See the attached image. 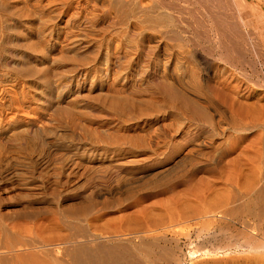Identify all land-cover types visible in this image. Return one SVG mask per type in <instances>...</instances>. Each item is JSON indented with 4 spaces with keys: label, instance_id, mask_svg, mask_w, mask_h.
I'll return each instance as SVG.
<instances>
[{
    "label": "bare ground",
    "instance_id": "1",
    "mask_svg": "<svg viewBox=\"0 0 264 264\" xmlns=\"http://www.w3.org/2000/svg\"><path fill=\"white\" fill-rule=\"evenodd\" d=\"M26 1H30V4ZM26 1L25 0H0V51L3 52L4 54L7 53L9 55V57H8L9 61H10V59L13 60V62L12 61L11 62L13 63V65L16 66V68H18L20 70L19 72L24 73L23 75H26V77L29 78L28 81L26 80L27 85H31V86H29V88L32 87L33 90H35L40 85L41 89L43 91L41 90L42 91L41 94H39V93L34 94V95H36V97L32 98L33 101L31 102V105L33 103V105H35L36 107L35 108L33 107L34 109L31 108L32 110L29 112H28L29 109L26 111V113L24 112V114H26L27 118H28V116L35 117L36 115H38V119L35 120V122H33L32 119L27 121V123L25 121L24 125L21 127L23 130L21 129L22 131L20 130V132H17L19 130H17L16 132L13 131L14 133H10L13 135H11V136L9 135V137H4L5 134L4 135L2 134L1 135L2 136L1 141H2V144H3V141H5V142H7L6 144H9V145L12 144L15 148H23L25 146L27 147V145L30 146L32 144V146H33L36 144L37 146L40 145V147L43 146V149H45L46 146L47 147L49 146V144H48V143H50L49 141H53L54 146H55V143L58 145L57 148L56 147H55V149L53 148L54 149L53 151H57L58 155L64 154L68 158L70 157L72 159L74 158L73 156H76L78 158V160H80V159L83 160L81 162L80 161L76 162L77 160L75 159L71 162L73 167L74 166H77V167L72 168L71 171L66 175V180L63 184V186L65 188L70 189V186L76 182L77 175L79 174L80 170H82L81 171V173H82L81 177L83 176V180L85 183L84 175L87 173H90L89 178H88V181H90L93 179V177H92L93 173H97L98 171H100V170H97L98 168L103 169L105 166L108 165L105 169L109 170L111 168L112 169L116 168V169H118V172H119L123 168H125V164H126V166L128 164H130V165L134 164V163H136L135 160L138 158H143L142 160L145 161L146 158H144V157H146L147 154L153 152L154 147H156L158 149L159 145L160 144L164 145L165 142L168 144L171 142L174 143V141H175L174 139L176 138V136H175V133H173L174 135L171 134V131H173L172 124H168V122H166L167 121V119H166L167 112L166 111H168V112L171 111V113H173L175 115V118L177 117L178 120L179 119L183 120L182 121L183 123L181 122L180 124H184L188 129L195 128L199 131L198 133H201L202 135H204V136H202L201 139L198 137L199 140H197V141L193 140L194 138L192 139L193 142H195L193 144H195V146L198 147L199 149L201 148L200 152L203 148H208V147L214 146L215 141H216V140H214L215 138H217L218 141L219 140L226 141V143H223L224 141L222 142L223 146H224V144H227V146L231 145L230 144L231 141L233 143V140H235V139L232 138L233 136L231 133H229L230 135L228 134L230 137L228 136L229 138L226 139V131H225V128L223 126V125H226V127L228 126V128L233 129L236 134L238 133L240 135L238 141H239V143H241V145L244 146L247 143H252V145L247 146L248 145L247 144L246 146H244L242 148L244 156L247 159V160L246 159L243 160V161L246 160L244 162V164L246 162L250 163V160L253 161L254 159H257L258 156H259V158H260V156L261 157L263 156V154L260 155L261 153L258 154L260 152V150H258V147L256 145L254 146V147H257V150H258V151H256V148L254 149L256 152H258L256 154H254L256 156L252 155V153H251L252 151L249 150V148L251 149V147L253 146V142L254 143L257 142L256 139L254 140V138L251 137L250 134L257 127H260V122H261L260 118L262 116L264 117V106L263 107L261 106L263 111H262V113L260 112L261 113L260 114L259 112L256 111L257 109L254 110L253 106L249 105V102L247 104V102L243 101L244 96L248 93L245 91V88L243 89L242 87L237 85L235 82H232L231 81L232 79L229 80L227 78L228 75L225 77V75H224L225 71L219 70L217 68L214 69L213 71L211 70L212 66H210L211 64L208 61V59L206 58V56L204 57L203 55H201L196 50L197 49L196 43H194L195 41L193 42V40H192L193 39L192 37L194 35L190 36L192 34L191 32L193 31V29L195 30L194 24H191L190 23L191 21L188 22V20L186 19L188 15H186V18L183 17L182 11L180 9H179L180 10L179 11L177 6H174L172 3L168 2L167 0H26ZM189 1H191V0H189ZM189 1H188V3H189ZM207 1H206V3H208L210 0L208 2ZM224 1L226 3H228V5L231 7L232 12L234 13V18H233L234 21H232V23L231 22L228 23L229 20L227 22H225L227 17H225V18H223V17H224V15L227 16L226 15L227 13H224V12L218 11V13L216 12L217 15L214 14L215 16H212V14L210 13L211 12V7H210L209 13L211 14L210 19L213 17L211 20L212 22L207 23L209 21V18H208L209 16L206 17L207 15H205V17L208 18V21L205 22V26L200 25V27L202 26L204 28L209 27V30L212 31L213 34L215 36H217V38L219 37L218 39L220 41H222V39H220L221 37H224L226 34H227V37H229L228 35L232 32V30H237L238 27L244 26L246 23V20H245L246 17L244 16L246 14L244 13L245 10L243 9L241 0H216L215 2L218 4H222V2H224ZM200 2L202 3V0ZM215 2H214V4H216ZM190 3H192V2H190ZM210 3L213 4L212 2H210ZM226 3H224V4H226ZM197 4H198V2H197ZM224 4H223V6H225ZM192 5H195V3ZM20 6H21V9L19 10ZM199 6H202V5H199ZM203 6L205 7V5H203ZM215 6L216 5H214L213 7H215ZM207 7L208 6H206L205 8H207ZM205 8H204V10H205ZM215 8H217V7H215ZM224 10L226 11L225 8H224ZM220 11H222V10H220ZM185 12L183 11V14H185ZM223 13H224V15H223ZM186 14H187V12H186ZM206 14H207V11H206ZM183 18L185 20H183ZM213 21H214V23H213ZM240 33H238V34L240 35V37H242V35ZM232 35H234V34L231 33V36ZM237 35H236V37H237ZM196 38L197 37H194V39H196ZM234 38H235V36H234ZM235 39H237V38H235ZM228 40H230V39L228 38ZM234 40L231 39L230 42L234 44L236 42L241 41L239 39V41L235 40L236 42H234ZM220 41H218V42H220ZM227 42L225 40V42H223V44L227 43ZM216 43H217V41H216ZM198 44H199V42H198ZM220 44H221V42H220ZM223 44H221L222 45L221 47H223L225 45V44L224 45ZM200 45L201 44H199V47H200ZM218 45H219V43H218ZM227 45H228V43H227ZM216 46L217 45H215V48H216ZM59 48L61 51L62 50H66V51L62 53V57L61 58L59 57V60H57L58 57H57V59L56 58L55 59L57 60L58 64L59 63L61 65L66 64V65H69L70 68L68 67L69 69L68 70L66 69L67 70V71H65L66 73L64 72V68H63V70H62L63 75L60 73L61 70H59V72L57 71L58 74H56L57 72L56 73L54 72L55 73L54 75H57V77L55 76L57 78L56 81L53 80L54 79L53 76H52L53 79H51L52 77L49 78L46 73H43L42 70H39L40 68H37V70H35L34 68L31 67V65L33 64L32 62H34V60L36 58L34 56L33 52H37L40 49L39 53H40L41 57L43 58L44 56H46V54H48V53L52 54V53L56 52L57 50H59ZM222 49H224V48H222ZM218 50H220V49H218ZM227 50L224 49L225 52H227ZM203 51H204V49H203ZM224 51H222V53ZM69 52L74 53L75 57H73L72 54H70ZM57 53H59V52H57ZM211 53H212V51H211ZM227 53L224 54V56L227 55ZM229 53H230V51H229ZM82 54H85V56L84 57L81 56ZM208 54H209V52L207 53V55ZM57 55H59V54H57ZM67 55H71L72 57L71 56L68 57ZM88 55H91L92 57H90ZM60 56H61V54H60ZM212 56H211V58H212ZM232 56H233V54H232ZM51 57H53V56L51 55ZM220 57H221V55H220ZM228 57H229L228 60H230L232 58L234 59V57L231 58L230 55ZM0 58H2V57H0ZM220 59H222V58H220ZM226 59H224V61ZM48 60H49V58H48ZM52 60L55 61L54 59H52ZM52 62H51V67L53 64H55V63L52 64ZM231 63L232 62H230V64ZM58 64H56V65H58ZM225 64H226V62H225ZM1 65H2V63H1ZM216 66H217V64H216ZM8 67H10V66H8ZM47 68H48V66H47ZM49 68H50V66H49ZM198 68H201L202 75L198 73V71H200V70H198ZM45 69L46 68H44V70ZM222 69H224V68H222ZM15 70L18 71L17 69H15ZM69 70H72L70 72L72 73V75L74 77L68 78L69 77L68 76L66 78V80H64L62 78V76L70 73V72H68ZM49 71H50V69H48V73H49ZM225 74H227V73H225ZM228 74H229V72H228ZM230 75H231V73H230ZM49 76H51V75H49ZM20 79H21V77H20ZM24 80H25V78H24ZM17 81H18V79H17ZM21 81L15 82L14 84L11 83L12 88L13 87L14 88H20ZM25 89H23V90H25ZM27 89H28V87H27ZM20 90L21 89H19V91ZM38 92H40V91H38ZM24 93H22V94H24ZM28 93H32V92H28ZM3 94L4 93L2 92L1 95H3ZM19 97H20V95H19ZM0 98H1V96H0ZM245 98H246V96H245ZM19 99L20 98H17L15 100V104L18 106L16 108L21 107V105H20L21 103H20ZM24 99H25V96H24ZM247 99H249V97ZM13 101H14V99H13ZM154 101H156L158 103L161 102L162 104L165 103L164 104L165 106L162 104H159V106H158V104H157L158 107H160V105L162 108L164 107L163 110H160L162 108H160V109L156 108L157 107V106H155L156 104H153ZM28 102H29V100H28ZM24 103H26V101H24ZM16 105H14V106H16ZM252 105H254V104H252ZM22 108H24V106ZM164 109H165V111H164ZM260 110H261V108H260ZM19 111H21V110H19ZM17 112H15V113H17ZM24 114H22V115H24ZM0 115H2V114H0ZM13 115L16 116V114H14V113H13ZM36 117H35V119H36ZM3 118H2V116H0V130H2V132H4L3 130H5V129L10 130L11 128H13L12 130H16V126L17 125L19 126V124H20V121L17 120L18 117H16L17 119L15 117H13V118H15V119L12 118L13 121H9V122L7 121L5 123L1 122L3 120ZM24 120H21V121H24ZM178 120H176V121H178ZM169 121H170V119H169ZM150 122H156V124L159 126V128L161 127L160 124L162 122L163 131L161 130L162 131L161 132L160 130H158L159 128L155 132L153 129H152L153 131L150 129L152 131V133L154 132V135L150 136L151 132H150L149 128H147V125L148 126L150 124L152 125V123H150ZM151 125H150V127H151ZM123 130L132 131V132H134L135 136H138L139 138L136 137L135 140L133 138L132 139L133 141H132L131 138L133 135L129 136L128 133H127L128 136L124 135ZM176 130H180V129H176ZM182 130H184L183 127H182ZM263 130H260V131H263ZM121 131H122V134L124 137L122 136L123 138L120 139L117 137L118 136L117 133L121 132ZM157 131L161 132V133L157 134L156 133ZM232 131H229V132H232ZM258 132H259V130H258ZM115 134H117V136ZM257 134H258V136L262 135V133H260V132ZM183 135H186V134L183 133ZM125 136L129 137L130 140L127 137H126L127 138V140H126ZM119 137H121V135H119ZM62 138L63 139H65V138L69 139L68 141L70 142V144L67 146L68 143H66V141L60 140ZM5 139H7V140H5ZM185 139H187L186 136L184 138H182V140L184 142L186 141ZM188 139H190V138H188ZM258 139H261V138H258ZM128 140L131 141L130 144L132 145L134 150H132V152L129 151L130 153L129 152L128 153L124 152L125 154L121 153V158H123L125 160H120L121 162H119L116 160V156H117V155H115L116 151L120 150V152H121L122 148H120V147L122 145H125ZM182 140H180L179 143H181ZM188 141H190V140H188ZM263 141L262 142L260 141L261 144H263ZM236 142H237V140L235 141V143ZM190 143H192V142H190ZM257 143H259V142H257ZM175 144H176V142H175ZM175 144H173V145H175ZM184 144H186V142ZM234 144H232V145H234ZM131 145H130V147H131ZM222 145H219V146L216 145L217 146L216 150H218V149L220 150V148H221L220 146H222ZM227 146L223 147V148H227ZM183 147H184V145H183ZM235 147L233 149H235ZM259 147H260V145H259ZM177 148H179V147L177 146ZM230 148H227V149H230ZM163 149H164V146H163ZM194 149H196V148H194ZM165 150L167 151L168 149H165ZM169 150H170V148H169ZM58 151L59 152L61 151L60 154L58 153ZM163 151L164 150H162V156L164 153ZM192 151H193V149H192ZM192 151H191V153H192ZM194 151H196V150H194ZM213 151H211V152H213ZM229 151H231V150H229ZM211 152H210V154H213ZM220 152H222V151H220ZM227 152L228 151L226 150L225 153H227ZM263 152H264V150H263ZM9 153H10V151H9ZM30 153H31V151H30ZM51 153H52V151H51ZM188 153H189V155L191 154L190 150ZM198 153H199V151H198ZM198 153H197V155H198ZM222 154L221 153L218 154V157L220 155L221 159H223L222 156H224V154L223 155ZM61 155L59 156V158H61ZM153 156H154V154H153ZM208 156H210V155H208ZM167 157H169V156H167ZM201 157H204V155L202 154ZM220 157H219V159H220ZM14 158H15V156H14ZM62 158H64V157L62 156ZM84 158H85V161H84ZM196 158H199V157H196ZM239 158H240V156H239ZM58 160H59V162L62 161V159H58ZM67 160H69V159H67ZM186 160L187 159H185V161ZM193 160L194 159H192V161ZM209 160H212V158H209ZM144 161H143V163H144ZM241 161L242 160L240 159V162ZM242 162H241V164H242ZM253 162H251V163H253ZM64 163H66V162H64ZM186 163H188V162H186ZM186 163H184V164L186 165ZM207 163H209V162H207ZM224 163L225 162L223 161V164ZM231 163H234V162H231ZM138 164H139V162H138ZM179 164H180V162H179ZM181 165H183L182 162H181ZM228 165H230V164L228 163L227 166ZM79 166L82 169H80ZM101 166H104V167H101ZM212 166H214V165H212ZM236 166H235L236 169L238 168V166H240L239 162H238V165H236ZM256 166H255V168H257ZM179 167L182 168V166H179ZM208 167H207V170H208ZM210 167H211V165H210ZM214 167H212V168H214ZM216 167L219 170V171H217L219 173L220 172L222 173L225 170L224 169L225 166L221 167L220 161H219V163H217ZM231 167H233V166H228L229 169H231ZM241 167H243V166H241ZM247 167L249 168L251 166H246V168ZM252 167H254V166H252ZM12 168H13V166H12ZM61 168H62V165H61ZM228 168H226V169H228ZM235 168H234V170H232V172L235 171ZM14 169L16 170L15 167H14ZM174 169H175V167H174ZM177 169L180 170L179 168H177ZM241 169H243V168H241ZM6 170L8 171L7 168H6ZM237 170H239V173H240L241 170L240 169H237ZM250 170L248 169V172ZM257 170H259V169H257ZM7 171H5V172H7ZM199 171H197V172H199ZM229 171H231V170H229ZM245 171H243L244 172L243 174L240 173V175L242 174V176H243L245 174ZM253 171L255 172L256 170L253 169ZM58 172H59V170H58ZM118 172H117V174H118ZM174 172L175 171L172 168V170L169 171L166 175H162V176L159 175L160 177L153 179L147 185H146V182H143L142 184H144V183L145 184L142 186H145V188H147V190L150 192L149 195L154 197V200L156 199L155 201L158 200L157 198L164 197L165 195L167 196L168 194L169 195L172 194L174 197V194L177 193V192L175 193V191H177L176 190L177 188L175 185L170 183V181H168L169 179H171L170 177L172 176V174ZM213 172H210V173L213 174ZM225 172H226V170H225ZM254 172L247 173L246 175L249 176V174L254 173ZM256 173H257V171H256ZM258 173H259V171H258ZM227 174H228V172L226 173V175ZM261 174H262V176H264V165H263V172L261 171ZM57 175H58V173H57ZM260 175L257 176V175H255V173H254V176L252 175L251 177L250 176L245 177V175H244L243 176V179L245 178L244 182L241 183L243 185L240 184L241 188L243 187L241 190L236 188L238 185L234 187L235 181L238 180L237 178H234L235 176L233 177L235 179V181H234V179L228 180V177L230 178L231 176H228V177L224 176L226 179L223 180L224 177L219 178V175H218L219 179H217V180H216V178L213 181L211 179H209V181L211 180L212 182H210V184L208 182L207 185L204 184V186L206 187V188L204 187L206 189L204 191L201 190V189H204V188H202L203 187L202 183H204V180H202L203 181L202 183H199L197 181L199 183L198 184L199 186H197V187L195 186L196 188L194 187V184H195V182H194V184L192 186L194 188V190H192V192H195V194H193V195H195V197H196L194 199H197L199 201V203L200 202L202 203L204 197L206 196L205 193L208 191V193L209 192L211 193L210 197L212 196V194L213 195L218 194L217 196H215L216 198L212 197V198H215L216 200L218 199L219 196H220V198L222 197L221 199L217 200V201H220L221 203L223 202L222 205L219 202V204L221 206H225V207L232 206L233 208H228V209H231L229 212L232 215L237 214L236 218L241 213H244V215H245L246 212H247V214H250V213L255 214L254 217L257 216L259 218L262 216L264 218V185L263 184L260 185V183L263 181L262 177ZM211 176H210V178H211ZM11 177L12 176H10V178ZM14 177H12V178H14ZM193 177H196V176L193 175ZM239 177H241V176H239ZM7 178H9V176ZM117 178H118V176H117ZM196 178H194V180ZM186 179H189V178H186ZM55 180L58 181V179H56V178H55ZM59 180H61V179L59 178ZM80 180H82V179H79L78 182ZM230 181L232 182V184H230L231 185V192L229 189H227L230 187V185H229ZM2 182H3V180H2ZM238 182L240 183V181H238ZM238 182H236V183H238ZM186 183H188V182H186ZM206 183H207V180H206ZM140 184L141 183H139V186H140ZM177 184H180V183H177ZM56 185H58L57 182H56ZM134 186L135 185L130 186V184H129L127 186L128 188L126 187L127 188L126 190L127 191L132 190L131 192L134 193V192H136L135 190L137 189ZM227 186H229V187H227ZM116 187H119V186H116ZM177 187H179V186L177 185ZM139 188H138V190H141ZM133 189H135V190L133 191ZM142 189H144V188H142ZM127 191H125V192L127 193ZM141 191L143 192V190H141ZM190 191L188 190V192H190ZM173 192H174V194H173ZM188 194H186V195L191 197L190 194L189 195ZM92 196H94V195H92ZM175 196H177V195H175ZM143 197H144V195H143ZM148 198L149 197H147V199ZM175 198L176 197H174L173 199H175ZM177 198H179L181 200L180 196H177ZM209 198H207V200H209ZM179 199H178V201H179ZM215 199L213 201H215ZM63 200H65V199H63ZM90 200L91 201H90L88 207H86L88 205L87 204V205H85V208H84L82 205L83 203H82L78 207H75V208H73L67 212L68 218H67V216H66V218L68 219L67 220L68 223L66 222L65 226L69 227L70 229L73 228L74 229L73 231L75 233L72 232L71 234L69 233L70 236L65 235V236L61 237V239L58 240L57 244L55 243L54 245L53 244L49 245V249L44 252L47 257L53 256V259H51L53 264H159V263H154V262L152 263L151 262L152 259H151V261L149 259L151 253L149 252L150 249H149L148 244H147L148 242L147 243L144 242V239L145 240L147 239V238H144L146 236L143 237L144 238L143 241H142V238L140 239L141 243L139 242L140 240L138 241L139 242L138 245L136 244L137 242L134 243V244H136V247H132L131 245L127 246L126 244H125L126 245L125 246V245H123L124 243L121 244V242H123V241H120L118 239H115V240H117L116 243L113 242L112 244L111 243L106 244V243H104V239L102 240L103 242L99 241V239L102 237L98 236V238H97L96 237L97 235H93V234L88 235L90 232L87 230L88 228L87 229L85 228V230H84V229H82L81 226H83L82 225L83 222L84 223L87 222L86 219H87L88 214L91 213L93 210H95V208L97 207L96 205H98V204H96L97 202L95 203V201H97V199L95 200L92 198ZM139 200H140V198L137 200V202ZM148 200H150V199H148ZM159 200L157 202H159ZM169 200H170V198H169ZM197 200H195V201H197ZM155 201L153 203L155 205H159V203L162 202L161 201L159 203H157V202L155 203ZM178 201L176 203V206L178 204ZM217 201H216V203L213 202V207L216 204H218ZM134 202H136V201L134 200ZM139 202H141V201H139ZM172 202H173V200H172ZM172 202H169V203L172 204ZM180 203L182 204L183 202H180ZM181 204H178V205H181ZM200 204H198L197 206H199ZM172 205L174 206L175 204H172ZM220 205L217 207L221 211ZM217 207H214V208H216L217 212H219ZM223 209H224V207L222 208V210ZM225 210H226V208H225ZM225 210H223V212L221 211V215L224 214ZM206 212L208 213V211H206ZM211 212H213V211H211ZM227 214H229V213L227 212ZM253 214H250V215L253 217ZM211 215H213V213ZM221 215H220V217H221ZM244 215H243V217H244ZM229 216H230V214H229ZM205 217L208 218L209 215H206ZM210 217H209V219H210ZM210 220H209L210 222H214V221H212L213 220L212 218ZM224 220L226 222L227 218L224 217ZM254 220H256V218ZM262 222L263 221L258 222V225L260 223V226L258 227V225H257V229H260V227H262V225H261ZM207 223H209V222H207ZM203 224H201V225L199 224V225L202 226ZM251 225H252V223H251ZM246 227H248V225ZM250 227H252V229H253V226H250ZM83 228H84V226H83ZM202 228H203V226H202ZM208 228H210V226ZM245 229L246 228H244V230ZM86 230L88 231V234L85 232ZM260 231H261V233H260ZM9 233H10V231H9ZM11 233H10V236H8V235L7 236L9 237V240L12 239V243L14 241V244H15L17 239L14 240L13 239L14 234L11 236ZM259 233H260V235H259ZM245 234H248V233H245ZM245 234H243V235H245ZM238 235H239V233L237 234V236ZM240 236H241V234H240ZM242 236L237 237V239L238 238L239 239H241V238L245 239L247 235L245 236V238ZM234 237L235 236H232V238H234ZM247 237H249V236H247ZM250 237H251V239H250ZM250 237L247 238V239L251 240V241L248 240L250 245L253 242L257 241L258 239L259 240L261 239V242H263L264 240L262 241V239H264V229H263V231H262V229L258 230L257 234H256V232L252 233ZM243 239H241V240H243ZM17 241H20V240H17ZM244 241H246V240H244ZM243 242H242V244H243ZM235 243L237 244L238 242H235ZM257 243H258V241H257ZM7 244H9V242H7ZM14 244H13V246H15V248H16V245H14ZM249 244H247V246H249ZM149 245H150V243H149ZM235 245H232V246H235ZM5 246H7V245H5ZM227 246L229 247V244ZM236 246L238 247V245H236ZM240 246L243 247L241 245V243H240ZM247 246H246V248H247ZM254 246H257V244L254 243ZM226 247H224V249ZM150 248L152 249L153 247H150ZM238 248H236V249L238 250ZM262 248H264V247H262ZM251 249H253V250H251ZM5 250L11 251V250H14V247L12 248V245H11V246L5 247ZM248 250H249V248H248ZM250 251H251V253H252V251H254V252L258 251V247H252V248H250ZM60 253H63L62 256H64L63 258L60 257L61 259L57 257V255ZM138 253H144L145 254V256H146V260L144 259L145 263L141 262L142 259H139V257H141V254L138 257ZM257 253L258 252H256L255 254H257ZM31 254L32 253H29L30 257L27 256L26 258H22L21 255H19V257H18V255H16V259L13 258V260H15V261L13 262L12 259H11V261H12V263H15V262L21 263L24 261V263H22V264H49V261H47L46 258L44 259L45 255H44V257H41V256L39 257V255L37 256L36 255L37 253H36L35 256H37V257H35L34 253H33V256ZM159 254H161V253H159ZM64 258H66V259H64ZM144 260H142V261H144ZM12 263L9 262L8 260L4 261V259H0V264H12ZM20 263H18V264H20Z\"/></svg>",
    "mask_w": 264,
    "mask_h": 264
},
{
    "label": "rangeland",
    "instance_id": "2",
    "mask_svg": "<svg viewBox=\"0 0 264 264\" xmlns=\"http://www.w3.org/2000/svg\"><path fill=\"white\" fill-rule=\"evenodd\" d=\"M167 1L172 3L174 6H177L178 10L180 9L182 11L183 17L186 18V15H188L186 19L188 20V22L191 21L190 22L191 24H194L195 30L193 29V31L191 32L192 34L190 35V36H192V35H194V36L192 37L193 39L192 38L191 39L193 40V42L195 41L194 43H196V48H197L196 50L201 55H203L204 57L206 56V58L210 62V64H211L210 66H212L211 70L213 71L214 69L217 68L219 70L225 71V73H227V74L224 73L225 77L228 75L229 77L227 76V78L229 80L232 79L231 80L232 82H235L237 85H239L243 89L245 88V91L248 92L245 95L246 98L244 96L243 101L247 102V104L249 102V105L253 106L254 110L257 109L256 110L257 112L262 113V111H263L262 107L264 106L263 105L264 104V0H241L243 9L245 10L244 13L246 14V15H244L246 17V19H245L246 23L244 26L238 27V29H237L238 31L232 30L231 33L234 35L231 36V33L230 34L228 33L229 37H227V34L224 37H221L220 39H222V41H220L218 39L219 37L217 38V36H215L213 34V32L209 30V27L204 28L202 26H205V22L208 21V18H209V21L207 23L212 22L211 21L213 18L212 16L217 15L216 12L218 13V11L227 13L226 14L227 16H225L223 13V15H224L223 18L227 17L225 22H227L229 20L228 23H230V22L232 23V21H234V19H233L234 13L232 12L231 7L228 5V3H226L224 1V2H222V4H218L215 2L216 0H210V1L208 0L209 2L206 0L209 4L206 3L205 0H202V3L200 2L201 0H191V1H189V0H170L169 1V0H167ZM185 1L187 3L189 1V3L187 4ZM26 2H28L30 4V1H26ZM190 2H192V3H190ZM197 2H198V4H197ZM210 2H212L213 4H211ZM214 2L216 4H214ZM194 3H195V5H192ZM224 3H226V4H224ZM223 4L225 6H223ZM199 5H202V6L205 5V7L208 6L207 8H205L203 6L205 8V10L207 11V14H206V11L204 10V8L202 6H199ZM214 5H216L215 7H217V8L213 7ZM210 7H211V12L209 11ZM224 8L226 9V11L224 10ZM20 9H21V6L19 7V10ZM220 10H222V11H220ZM183 11L184 12L186 11L187 14H186V12H185V14H183ZM209 12L212 14L211 19H210L211 14ZM205 15H207L206 17H208V16L209 17L206 18ZM183 20H185V19L183 18ZM213 23H214V21H213ZM200 25H202V26L200 27ZM238 33H240L242 35V37H240V35ZM236 35H237V37H236ZM234 36L237 39H235ZM194 37H197L196 39L198 41L196 39H194ZM228 38L230 40H228ZM238 38L241 41H239ZM231 39L232 40L235 39L236 41H239V42H236L234 40V42H236V43L233 44L230 42ZM225 40H226V42L228 41L227 42L228 45H227V43H224L227 47L223 44V42H225ZM216 41H217V43H216ZM218 41H220L221 44H223L224 46L221 47L222 45ZM198 42H199V44H201L200 47H199ZM218 43H219V45H218ZM215 45H217L216 48H215ZM222 48H224L226 50L228 49L227 50L228 53L225 52L224 49H222ZM203 49H204V51H203ZM218 49H220V50H218ZM39 50L37 52H33V54L36 58H35L34 62H32L33 64L31 65V67L34 68L35 70H37V68H40L39 70H42L43 73H46L49 78H51L53 76L54 79H53V77L51 79L56 81L57 75H54V74L57 71L59 72V70H61L60 73L63 75V72H62L63 68H64V72L70 68L69 65H66V64L61 65L60 63L58 64V62H57V60H59V57L61 58L62 53L65 52L66 50L61 51L59 48V50H57L56 52H54L52 54L48 53L43 58L41 57ZM211 51H212V53H211ZM222 51H224L225 53L224 52L222 53ZM229 51H230V53H229ZM57 52H59V53H57ZM208 52H209V54L207 55ZM69 53L72 54L73 57H75L74 53H71V52H69ZM226 53H227V55L224 56V54H226ZM57 54H59V55H57ZM60 54H61V56H60ZM228 54L231 56V58L234 57V59L232 58V59L228 60L229 59ZM232 54H233V56H232ZM51 55L54 58L51 57ZM220 55H221V57H220ZM67 56L69 57L71 55H67ZM81 56L84 57L85 54H82ZM88 56L92 57L91 55H88ZM211 56H212V58H211ZM0 57H2V58H0V62L2 63V65L0 63V96H1V98H0V100H1L0 101V112L1 113L0 114H2L0 116H2V118L4 117L3 118L4 121L1 119L2 120L1 122L5 123L7 121L8 122L13 121L12 120L13 117H15V118L18 117V119L17 118L16 119L18 121H20L19 126L18 125L16 126V130H12L13 128H11L10 130L5 129V130H3L4 132H2V130H0V132H1L0 133V141H1L2 140V136H1L2 134L3 135L5 134L4 137H9V135L10 136L13 135V134H10V133H14L13 131L16 132L17 130H19L17 132H20V130L22 129L21 127L24 125L25 121L27 123V121L32 119L33 122H35V120L38 119V115H36L37 117L35 116L36 119L33 116H31V117L28 116V118H27V116H26V114H24V112L26 113V111L28 109H29L28 110V112H29L36 107L35 105H33V103L31 105V102L33 101L32 98L36 97V95H34V94H36V93L41 94V92L43 90L41 89L40 85L35 90H33L32 87L29 88V86H31V85H27V81L29 78H27L26 75H23L24 73L19 72L20 70L18 68H16L15 65H13V63H12L13 60L10 59V61H9V59H8L9 55L7 53L4 54L3 52L0 51ZM57 57H58V59H57ZM48 58H49V60H48ZM220 58H222V59H220ZM223 58L224 59L227 58L226 59L227 61L226 60L224 61ZM52 59H54L55 61H53ZM50 61L51 62L53 61L52 64L55 63L52 65V67H51ZM229 61L232 63L230 64ZM225 62H226V64H225ZM56 64H58V65H56ZM216 64H217V66H216ZM8 66H10V67H8ZM47 66H48V68H47ZM49 66H50V68H49ZM44 68H46V69L44 70ZM222 68H224V69H222ZM15 69H17L18 71H16ZM48 69H50V71H49L50 74L48 73ZM198 70H200V71H198ZM198 70H197L198 73L202 75L201 68H198ZM70 71H72V70H69L68 72H70ZM58 72L56 74H58ZM228 72H229V74H228ZM70 73L65 74L66 76L64 75V76H62V78L64 80H66V78L68 76H69L68 78L74 77L72 75V73L71 74ZM230 73H231V75H230ZM49 75H51V76H49ZM20 77H21V79H20ZM24 78H25V80H24ZM17 79H18V81H17ZM19 81H21L20 88H14V87L12 88V84H14L15 82H19ZM27 87H28V89H27ZM19 89H21L22 91L21 90L19 91ZM23 89H25V90H23ZM38 91H40V92H38ZM2 92L4 93L3 95H1ZM28 92H32L33 94L28 93ZM22 93H24V94H22ZM248 94L249 95L251 94V95L249 96ZM19 95H20V97H19ZM24 96H25V99H24ZM16 97L20 98L19 99L20 103H21L20 108H16V107H18L15 104V100L17 99ZM248 97H249V99H247ZM13 99H14V101H13ZM28 100H29V102H28ZM24 101H26V103H24ZM155 102L156 101H154V103H153V104H156L155 106H157V104H158V106H159V104H162L161 102H159V103L158 102L155 103ZM164 104L165 103H163L162 105H164ZM252 104H254V105H252ZM14 105H16V106H14ZM22 105L24 106V108H22L23 107ZM158 106L156 108H159V109L162 108L161 105H160V107H158ZM163 108L160 110H163ZM260 108H261V110H260ZM165 109H164V111H165ZM19 110H21V111H19ZM15 112H17V113H15ZM166 112H167V117H166L167 121L166 122H168V124H172L173 131H171V134L175 133V136H176V138L174 139L175 140L174 143L171 142L168 144L165 142L164 145L160 144L159 148H158L159 150L156 147H154V149H153L154 153L151 152V153L147 154V156L144 157V158H146L145 161L142 160L143 158H138L136 160L139 162V164L135 160L136 163L131 164V165L128 164L127 166L125 164V168H123L119 172H118V169H116V168H113V169L111 168L109 170L105 169L108 165L105 167L101 166L104 168L103 169L98 168L97 170H100V171H98L97 173H93V175H92L93 179L92 180L88 181L90 173H87L84 175L85 183L83 180V176L81 177V174H82L81 171L82 170H80L79 174L77 175L76 182L70 186V189L65 188L63 186V184L66 180V175L71 171L72 168L77 167V166L73 167L71 162L75 159L77 160L76 162H79V161L81 162L83 160H81V159L78 160V158L76 156H73L74 157L73 159L70 157L68 158L64 154L61 155L60 154L61 151L60 152L58 151V153L61 155V158H59L60 155L57 154V151H53L55 149V147L57 148L58 145L55 143V146H54L53 141H49L50 142V143H48L49 148L46 146L45 149H43V146L40 147V145L37 146L36 144L33 146L31 144L30 145L31 147L29 145H27V147L25 146L23 148H15L12 144H10V145L6 144L7 142H5V141H3V144H2V141H1L0 142V145H1L0 146L1 147L0 148V176H1L0 177V259H4V261L8 260L9 262L12 263L11 259L12 260H13V258L16 259V255H18V257H19V255H21L22 258H26L27 256L30 257L29 253H32L31 254L32 256H33V253H34V256L37 253L36 254L37 256L39 255V257L40 256L44 257V255H45L44 252L49 249V245H52V244L54 245L55 243L57 244L58 240H60L61 237L65 236V235L70 236V234L72 232L75 233L73 231L74 230L73 228H71L72 229L71 230L69 227L65 226L66 225L65 223L68 220L67 219L68 218L67 212L69 210L75 208V207H78L82 203H83L82 205L84 208H85V205H87V204L88 205L86 207H88L89 203L91 201L90 199L93 198L95 200L97 199V201H95V203L97 202L96 204H98V205H96L97 207L95 208V210H93L91 213L88 214L87 219H86L87 222L85 221L86 223H84V222L82 223V225L84 226V228H83V226H81L82 229L85 230V228L86 229L88 228L87 230L91 232V233L89 232V234H88V231L86 230L85 232L88 235H90V234L97 235L96 236L97 238H98V236H100L102 238L99 237L100 238L99 241H102L104 239V243H106V244H110V243L112 244L113 242L116 243L117 240H115V239H118L120 241H123V242H121V244L124 243L123 245L126 244L127 246L131 245L132 247H136V244L138 245L139 242L141 243V240H140L141 238H142V241L144 238H147L146 240L144 239V242H146V243L148 242L147 244H148V247L150 249L149 252L151 253L149 259H150V261L152 259V261H151L152 263L154 262V263H159V264H264V248H262V247H264V244H263L264 239H262L263 242H261V239L260 240L258 239L257 240L258 243H257V241L253 242L251 244L252 246L248 242L249 239H247L251 236L252 233L256 232V234H257L258 230H261V229L263 231V229H264V226H263L264 225V218L262 216L259 218L257 216L254 217L255 214L250 213V214H253V217H252L250 214H247V212L245 213V215H244V213L239 214L238 215L239 218L238 217L236 218L237 214L232 215L229 212L231 209H228V208H233L232 206H229V207L221 206L223 202L221 203L220 201H217L218 199L222 198V197L220 198V196L218 197L217 200L215 199L216 198L215 196H217L218 194L217 195L212 194V196L210 197L211 193L210 192L208 193V191L207 192L205 191L206 196L205 195L204 196L206 198L204 197V199H203V201L205 203L202 201V203L200 202L201 203L200 204L197 199H194V198H196L195 195H193V194H195V192H192V190H194V188L192 187L194 182H195L194 187L195 186L197 187V186H199L198 184L202 183L203 182L202 180H204V183H202L203 184L202 188H204L205 187L204 184L207 185L208 182L210 184V182L215 180V178L217 180L219 178H223L224 176L225 177L231 176L230 178L228 177V180L237 178L238 179V180L236 179L237 181H235V179H234L235 184H236V185L234 184V187L238 185L236 188L241 190L243 188V187L241 188V185H243L241 183H243L244 179H245V178L243 179L244 175H245V177H249L251 174L254 176V173H255V175L258 176L261 174V171L263 172V165H264V152H263V150H264V145H263L264 144V141H263L264 140V135H263L264 134L263 133L264 132V130H263L264 129V125H263L264 124V117L262 116L263 118L262 117L260 118V121L262 122V123L260 122V127H257L250 134L251 137H253L254 140L256 139V141L259 142L260 144L255 141L256 143L253 142V146L251 147V149L249 148V150L252 151L251 152L252 155L258 153L256 151L260 150V152L258 154L261 153L260 155L263 154V156L262 157L260 156V158L258 156L259 159L258 158H257L258 160L254 159L253 160L254 162L252 160H250V163L246 162L244 164V162L247 159L244 156L242 148L244 146H246L247 144H248L247 146H250V145H252V143H247L244 146L241 145V143H239V141H238L240 135L238 133L236 134L233 129L228 128V126L226 127V125H223L225 128V131H226V139L230 137L229 133H231L233 136V137L232 136L231 137L233 139H235V140L232 139L233 143L231 141V143H230L231 145L227 146V144H224V146H223L222 144L226 143V141H224V140L218 141V139L215 138L214 140H216V141H215L214 146L208 147V148H203L201 150V152H202L201 153L200 152L201 148L199 149L198 147H196L195 144H193V143H195V142H193V140L197 141V140H199V138L201 139L202 136H204V135H202L201 133H198L199 131L195 128L188 129L184 124H180L183 120L179 119L180 120L179 121L177 117H176L177 118L176 119L175 115L173 113H171V111H169V112L166 111ZM13 113L16 114V116L13 115ZM22 114H24V115H22ZM15 118H13V119H15ZM169 119H170V121H169ZM21 120H24V121H21ZM176 120H178V121H176ZM150 123H152V125ZM150 123L149 124L151 125V127H150V125L149 126L147 125V128H149V130L153 129L155 132L159 128V126L156 124V122H150ZM160 126L161 127L158 130L163 131L162 122H161ZM182 127L184 130H182ZM176 129H180L182 132L180 130H176ZM257 129L259 130L260 133H262V135L259 134L260 136H258L257 133H259V132ZM151 130H150L151 135L150 134L149 135L153 136L154 132L152 133L153 130L152 131ZM260 130H263V131H260ZM229 131H232V132H229ZM161 132L157 131L156 133L158 134ZM127 133L129 136L133 135L131 140L133 138L135 140L136 137H138V136H135L134 132H132V131L123 130L124 135H127ZM183 133L186 135H183ZM117 134H118V136H117ZM117 134H115V135L120 139L124 137L122 134V131L118 132ZM119 135H121V137H119ZM127 136H125V138ZM185 136L187 137V139L190 138V139H188L190 141L185 139L186 144H184L185 142L182 140V138H184ZM127 138H129V137H127ZM127 138H126V140H127ZM258 138H261V139L263 138V139L261 140ZM5 140H7V139H5ZM60 140L66 141V143H68L67 146L70 144V142L68 141L69 139H66V138L63 139L62 138ZM129 140H130V138H129ZM129 140L127 141V143L125 145H122L120 147V148H122L121 152H120V150L116 151L115 155H117L116 156L117 161L121 162L120 160H125V159L121 158V153H124V152L128 153L129 151L132 152V150H134L132 145L130 144L131 141H129ZM180 140H182L181 143H179ZM236 140H237V142L235 143ZM259 140L261 142L263 141V144H261V142ZM175 142H176V144H175ZM190 142H192V143H190ZM173 144H175V145H173ZM232 144H234L237 148ZM258 144L260 145V147ZM130 145H131V147H130ZM183 145H184V147H183ZM216 145L217 146L222 145L220 147L223 150L221 148H220V150L219 149L216 150V147H217ZM255 145L258 147V150H257V147H254ZM163 146H164V149H163ZM177 146L179 148H177ZM226 146H227V148H230L231 146L232 147L230 149L223 148ZM234 147H235V149H233ZM169 148H170V150H169ZM194 148H196V149H194ZM255 148H256V151L254 150ZM161 149L164 150L163 156H162V150ZM165 149H168V150L166 151ZM192 149H193V151H192ZM189 150H190V153L192 151V153L190 155L188 153ZM194 150H196L197 152ZM226 150L228 151L227 153H225ZM229 150H231V151H229ZM9 151H10V153H9ZM30 151H31V153H30ZM51 151H52V153H51ZM198 151H199V153H198ZM211 151H213V152H211ZM220 151H222V152H220ZM210 152L213 154H210ZM197 153H198V155H197ZM220 153L224 154V156H222L223 159H221L220 155H219V157H220V159H219L218 154H220ZM153 154H154V156H153ZM202 154L204 155V157H201ZM206 155L207 156L210 155V156L207 157ZM14 156H15V158H14ZM62 156L64 158H62ZM167 156H169V157H167ZM239 156H240V158H239ZM254 156H256V155H254ZM196 157H199V158H196ZM209 158H212V160H209ZM58 159H62L63 162L62 161L59 162ZM67 159H69L70 161ZM185 159H187V160L185 161ZM192 159H194V160L192 161ZM240 159L242 161L244 159H246L243 162L241 161L243 165L241 164ZM84 161H85V158H84ZM143 161H144V163H143ZM219 161L221 163V167L225 166L224 169L226 170V172L224 170L222 172L223 174L221 172L220 173L217 172L219 170L217 169L216 165H217V163H219ZM223 161L225 162L224 164H223ZM64 162H66V163H64ZM179 162H180V164H179ZM181 162L185 167L183 165H181ZM186 162H188V163H186ZM207 162H209V163H207ZM231 162H234V163H231ZM238 162H239L240 166H238L237 169L241 170L240 173L243 174L244 173L243 171H245V170L247 171V172L245 171V174L243 176H242V174L240 175L239 170H237L235 168V166L238 165ZM251 162H253V163H251ZM184 163H186V165ZM228 163L230 164L228 166H233V167H231V169L228 168V166H227ZM61 165H62V168H61ZM210 165H211V167H210ZM212 165H214L215 167ZM245 165L251 166V167L246 168ZM12 166H13V168H12ZM179 166H182V168ZM241 166H243V167H241ZM252 166H254V167H252ZM255 166L257 168H255ZM14 167L16 168V170L14 169ZM174 167H175V169H174ZM207 167H208V170L210 169L209 171L207 170ZM212 167H214V168H212ZM6 168L8 169V171L6 170ZM172 168L175 172L172 174V176L170 177L171 179H169L168 181H170V183H172L173 185L176 186L177 191H175V193L177 192L178 194L177 193L174 194V192H173L174 197H176L175 199H173L174 197L172 194H170V195L168 194L167 196L165 195L164 197L157 198L158 200L160 199L159 202L162 201L161 203H159V202H157L158 200L155 201L156 199L154 200V197L149 195L150 192L147 190V188H145V186H142L145 183L144 184H142V183L146 182V185H147L153 179L160 177L159 175H161V176L166 175L169 171L172 170ZM177 168H179L180 170H178ZM226 168H228V169H226ZM234 168H235V171L232 172V170H234ZM241 168H243V169H241ZM252 168L254 170H256L257 173H256V171L254 172ZM80 169H82V168L80 167ZM248 169L249 170L251 169L252 171L250 170L248 172ZM257 169H259V170H257ZM58 170H59V172H58ZM229 170H231V171H229ZM5 171H7V172H5ZM197 171H199V172H197ZM258 171H259V173H258ZM117 172H118V174H117ZM210 172H213V174ZM227 172H228V174L226 175ZM250 172H254V173L249 174V176L246 175L247 173H250ZM57 173H58V175H57ZM193 175L196 176L197 178L193 177ZM218 175H219V178H218ZM8 176H9V178H7ZM10 176H12V177L15 176V177L10 178ZM117 176H118V178H117ZM210 176H211V178H210ZM239 176H241V177H239ZM260 176L262 177V180H263L260 183V185H262V184L264 185V176H262V174ZM225 177L223 178V180L226 179ZM55 178L58 179V181H56ZM59 178L61 180L62 179L63 180L61 181V180H59ZM186 178H189V179H186ZM194 178H196V179L194 180ZM79 179H82V180H80L78 182ZM209 179H211L212 181L211 180L209 181ZM2 180H3V182H2ZM206 180H207V183H206ZM238 181H240V183ZM56 182L58 185H56ZM186 182H188V183L190 182V183L188 184ZM236 182H238V183H236ZM139 183H141L140 186L142 188H144L146 191L139 186ZM177 183H180V184H177ZM129 184H130V186L135 185L134 187H136L137 189L135 188L136 190L133 189V191L135 190L136 192L133 193V192H131L132 190L131 191L126 190L128 188L127 186ZM230 184H232L231 181H230L229 185ZM177 185L179 187H177ZM116 186H119V187H116ZM227 187H229V186H227ZM138 188L143 190V192L141 190H138ZM205 188L201 189V190L204 191V190H206ZM227 189H229L231 192V185ZM188 190L189 191L191 190V191L188 192ZM125 191H127V193ZM188 193L190 194L191 197L186 195ZM142 194L144 195V197ZM92 195H94V196H92ZM175 195L180 196L181 200L179 198H177V196H175ZM146 196L149 197L148 199H150V200H148ZM212 197H215V198H212ZM139 198H140L139 201H141V202H139V201L137 202V200ZM169 198L171 201L169 200ZM207 198H209V200H207ZM63 199H65V200H63ZM178 199H179V201H178ZM214 199H215V201H213ZM134 200L136 202H134ZM172 200H173V202H172ZM176 200L178 201V204H181L180 202H183V203L181 205L177 204V206H176V203H177ZM195 200H197V201H195ZM154 201H155V203L156 202L159 203V205L153 204ZM216 201L218 202V204H216V205L214 204L215 205L214 207L219 206L220 205L219 202H220L221 203V205H220L221 211L223 212V210H225V208H226L223 215H221V211L219 210L218 207H217V209L219 210V212H217L216 208L213 207V202L216 203ZM169 202H172V204H175V205L173 206ZM197 203L200 205L197 206L198 205ZM223 207H224V209L222 210ZM206 211H208V213ZM211 211H213V212H211ZM227 212L230 214V216H229V214H227ZM212 213L214 216L211 215ZM242 214L244 215V217ZM206 215H209V217L211 216L210 219L212 218L213 219L212 221H214V222H210L211 220L209 219V217L206 218L205 217ZM220 215H221V217H220ZM66 216H67V218H66ZM224 217L227 218L226 222L224 220ZM255 218H256V220H254ZM261 221H263L261 223L262 227H260V229H257L258 222H261ZM207 222H209V223H207ZM251 223H252V225H251ZM199 224L200 225L203 224L202 225L203 228ZM246 224L248 225V227H246L247 226ZM209 226H210V228H208ZM250 226H253V229ZM259 226H260V223H259L258 227ZM244 228H246L245 229L246 231L244 230ZM9 231H10V233L12 232L11 236L14 234V236H13L14 240L15 239L20 240V241L16 240L17 244L16 243L14 244V241L12 243V239L9 240V237H8V236H10ZM241 232L242 233L244 232L243 234H245V233H248V234L243 235ZM238 233H239V235L237 236ZM260 233H261V231H260ZM260 233H259V235H260ZM240 234H241V236L243 235L242 237H244V238L246 235L249 237L246 236L245 239L241 238L243 240H241L239 238L237 239V237H241ZM144 236H146V237H144ZM232 236H235V237L232 238ZM250 239H251V237H250ZM244 240H246V241H244ZM241 241L242 242L244 241L243 244ZM249 241H251V240H249ZM7 242H9V244L10 243L11 244L9 245V244H7ZM235 242H238L239 244L238 243L236 244ZM245 242L247 244H249L250 247L247 246V244ZM134 243H136V244H134ZM149 243H150V245H149ZM234 243L236 245H238L239 248ZM240 243L243 247L240 246ZM254 243L257 244V246H254ZM13 244L16 245V248H15V246H13ZM228 244H229L230 248L227 246ZM231 244L235 245V246H232ZM5 245H7V246H5ZM11 245H12V248L14 247V250H11L12 252L6 251L5 247L11 246ZM246 246H247V248H246ZM150 247H153V248L151 249ZM224 247H226V248L224 249ZM252 247H258V251H256V252H258L257 254H255L256 253V252H254L255 250L252 251V253H251L250 248H252ZM236 248H238V250ZM248 248H249V250H248ZM251 250H253V249H251ZM40 253L41 254L43 253V254L41 255ZM159 253H161V254H159ZM60 254H58L57 257L63 258L64 257V256H62L63 253H60ZM140 254H141V257H139ZM37 256H35V257H37ZM138 257H139V259H142V260L145 259L146 260V256L144 253H138ZM45 258L47 261H49V264H53L52 260H51V259H53V256L47 257L45 255L44 259ZM64 259H66V258H64ZM142 260H141V262L145 263V260L144 261H142ZM14 261L15 260H13V262ZM18 263H20V262H17V263L15 262L12 264H18ZM22 263H24V261L21 262L20 264H22Z\"/></svg>",
    "mask_w": 264,
    "mask_h": 264
}]
</instances>
